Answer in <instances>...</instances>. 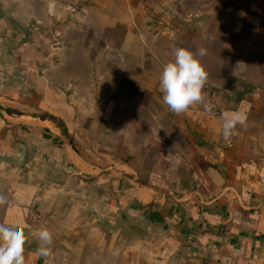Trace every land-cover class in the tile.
Listing matches in <instances>:
<instances>
[{
  "label": "crops",
  "instance_id": "1",
  "mask_svg": "<svg viewBox=\"0 0 264 264\" xmlns=\"http://www.w3.org/2000/svg\"><path fill=\"white\" fill-rule=\"evenodd\" d=\"M72 1L0 0V31L3 23H9L4 15L32 27L33 22H50L56 14L52 7L63 9ZM90 1L99 14L122 0ZM153 2L132 0L127 8L168 7L172 1ZM173 4L182 10L175 17L160 16L161 23H175L182 31L175 38L178 46L194 54L204 49L209 94L205 99L216 103L220 112L209 114L195 103L177 114L162 101L160 147L153 145L145 154L147 150L131 145L128 151L133 157L127 162L88 158L97 146L124 151L115 134L98 126L97 112L73 111L65 125L58 123L62 111L44 119L9 110L14 104L77 102L84 93L81 88L94 86L91 77L96 69L89 68L90 60L85 58L91 49L88 37H81L82 71L51 65L43 70L50 73L46 79L23 62L26 49L21 46L30 40L33 27L29 39L19 45H14L18 29L11 26L14 37L9 45H3L0 32V197L5 200L0 204V224H21L25 264H220L224 258L234 264H264V0H175ZM102 53L99 47L93 61ZM121 66L118 62L117 68ZM123 67L128 79L117 90L122 93L131 86L134 95L144 94L137 104L146 112L152 104L151 92L140 91L139 84L129 80L132 65ZM26 73L33 83H28ZM76 76L82 79L73 85ZM61 87L67 89L64 98L57 94ZM54 88V94L48 95ZM109 102H117L111 119L120 127L115 116L120 100ZM225 111L246 117L228 140L222 135ZM131 112L130 120L141 119ZM83 116L87 126L78 121ZM26 117L32 122L50 121L63 136L68 134V140L59 132H40L26 123ZM105 140L112 141V147L105 146ZM19 143L26 145L28 155L25 165L15 168L11 158ZM31 208L43 218L32 223ZM42 228L52 234L48 257L36 254Z\"/></svg>",
  "mask_w": 264,
  "mask_h": 264
},
{
  "label": "rangeland",
  "instance_id": "2",
  "mask_svg": "<svg viewBox=\"0 0 264 264\" xmlns=\"http://www.w3.org/2000/svg\"><path fill=\"white\" fill-rule=\"evenodd\" d=\"M128 1L132 0H122L120 4H116L115 8H108L110 11L106 9L104 11L105 13L99 12L98 14L95 12L97 9L95 7H93L95 10L92 8L93 2L90 0H73V4L69 6L67 5L68 3L64 4L63 9L52 7L51 12L56 14L53 15L50 22L31 23L34 29L33 34L30 40L21 46L22 49H26L22 52L25 55L23 62L29 64L25 67L34 66V68L39 70L40 76L46 79L50 74L46 72L47 67L51 65L63 67H65L64 65H69L70 69L75 72L77 70L80 73L83 69L80 66V54L83 53L81 37L86 35L89 40L88 46L91 49L86 51L88 54L85 58L88 57L90 60L88 67H95L96 69L93 77H91V83L94 86L87 89L81 88L84 93L79 94L78 100L76 99L77 102L74 104H51L46 101L40 105L36 103H23L19 105L14 104L16 106H9V110L19 111V114L22 113L25 116L35 115L37 116L36 118L43 116L49 118L51 117V113L58 114L59 111H62L64 113L63 116H57L58 123L65 125L68 121V114L73 111L93 112L95 115L97 112L98 126L100 127L102 125L101 128L108 134H115V137H118L120 143H122V149L124 150L118 153L116 151L106 150V148H101L100 146L94 147L89 152L88 158H98L100 163H108L112 160H123L122 162H127L133 157L131 155L132 152L128 151L131 145H135L142 151L147 150L145 154L151 152L153 145V147L156 145V148L158 146L160 147L159 141L163 137L161 125L164 122L160 117V114L164 112V107L161 108L162 105L160 104L163 101V93L160 89V77L164 65L174 59V50L181 48L178 44H175V38L180 37L182 31L175 23L169 22L168 24H163L160 19L162 15L178 16V13L182 9L173 4L175 0H170L172 2L169 3L170 6L168 7H154L150 9L137 6L138 8L131 10L127 8L129 5ZM156 2L161 4L160 0H154L153 4ZM59 12L61 13L59 14ZM114 12L117 14L116 18L108 17L109 15H113ZM0 32L3 34V45H7L6 43L9 45V42L14 37L11 25L9 23H3ZM133 39H136V42ZM99 47L100 53L103 52L104 54H99L100 58L93 61L95 58L93 57V53ZM27 51L29 52L27 53ZM197 58L201 61L202 66L207 68V64L203 63V60L207 61V56L197 55ZM118 62L122 64L119 69L117 68ZM125 63L135 68L130 73L131 78L129 80L138 83L140 91L144 90L152 94V104L147 108L146 112L140 108V104H137L139 100H143L144 94L140 93L136 95L137 93H135L134 95V89L131 86H128L127 89L123 88L122 93L117 90L128 79V77H123V70L125 69L123 65ZM25 70L27 72L26 68ZM43 70L46 71L43 72ZM205 70L207 73V69ZM26 78L28 83H33L32 77L29 79L27 73ZM81 79L79 76L74 77L72 80L73 85L78 84L77 80ZM41 83L43 84L44 80H41ZM205 85L202 89V96L204 97L209 95ZM71 89L73 88H68V99ZM77 90L80 91L79 89ZM55 91V88L50 89L48 95L54 94L53 92ZM66 92L67 89L63 87L57 90L60 98H64ZM101 92H105V96ZM205 92H207V95ZM109 93H112V95ZM210 97L212 98L213 96ZM116 98L120 100V105L115 113L117 121L122 124L120 127L116 124L114 125L115 120L113 121L111 119V110L119 101L115 102V105L110 104L109 101ZM153 99L156 101L155 103L152 101ZM130 109H132V112ZM201 109L203 110L202 107ZM130 112L138 118L141 117V119H137L136 122L130 120ZM146 113H148L147 120L145 119ZM103 117L106 118L105 121H102ZM85 119L86 116H83L78 121L79 123H83V125L85 124L84 126H87L86 124L88 122ZM148 119L152 122L151 129V123ZM25 121L26 123H33V126L44 134L59 132L62 135L58 127L48 120L41 121L38 119L36 122H32L26 117ZM185 126L182 124L183 128ZM151 130L153 131V135H151ZM61 137L66 141L68 140V134H66V137L63 135ZM106 137L108 138V135ZM73 139L74 136L70 138V140ZM109 145L112 147V141L105 140V146ZM117 155L120 156V159Z\"/></svg>",
  "mask_w": 264,
  "mask_h": 264
},
{
  "label": "clouds",
  "instance_id": "3",
  "mask_svg": "<svg viewBox=\"0 0 264 264\" xmlns=\"http://www.w3.org/2000/svg\"><path fill=\"white\" fill-rule=\"evenodd\" d=\"M204 49L197 54L186 48H176L174 59L164 65L160 77V89L163 93V102L170 111L182 113L191 105L202 102V89L207 80V73L197 55L203 56ZM204 110L210 112L211 104H205ZM222 135L228 140L236 126L245 123L246 117L239 111H225L222 114ZM5 203L0 197V204ZM40 247L37 255L48 257L51 249L52 234L47 228H42L37 233ZM25 235L21 224H0V264H25L24 256Z\"/></svg>",
  "mask_w": 264,
  "mask_h": 264
},
{
  "label": "water",
  "instance_id": "4",
  "mask_svg": "<svg viewBox=\"0 0 264 264\" xmlns=\"http://www.w3.org/2000/svg\"><path fill=\"white\" fill-rule=\"evenodd\" d=\"M4 17L8 20L9 24L19 30V35L17 37L16 43L14 45H19L21 43L26 42L31 33L32 27L26 23H21L19 21L14 20L9 15H4ZM28 155V149L26 145L19 143L16 147V155L11 158L12 166L15 168H20L25 165Z\"/></svg>",
  "mask_w": 264,
  "mask_h": 264
},
{
  "label": "built area",
  "instance_id": "5",
  "mask_svg": "<svg viewBox=\"0 0 264 264\" xmlns=\"http://www.w3.org/2000/svg\"><path fill=\"white\" fill-rule=\"evenodd\" d=\"M205 104H211L212 105V110L210 112H207V113H209V114H219L220 107L216 103L206 100L205 97L203 96L202 102H198V105H200L203 108V110H204V105ZM29 218L31 219V221L33 223L35 221L41 220L43 218V216L41 215V213L37 212L36 209L31 208L30 211H29ZM220 264H234V263H233V261L230 258H224V259H222Z\"/></svg>",
  "mask_w": 264,
  "mask_h": 264
},
{
  "label": "trees",
  "instance_id": "6",
  "mask_svg": "<svg viewBox=\"0 0 264 264\" xmlns=\"http://www.w3.org/2000/svg\"><path fill=\"white\" fill-rule=\"evenodd\" d=\"M43 118L45 119L46 117L45 116H43ZM55 120V119H54ZM64 132H65V130H64Z\"/></svg>",
  "mask_w": 264,
  "mask_h": 264
}]
</instances>
